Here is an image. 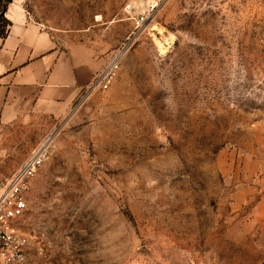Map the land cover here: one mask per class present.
<instances>
[{
    "label": "rangeland",
    "instance_id": "rangeland-1",
    "mask_svg": "<svg viewBox=\"0 0 264 264\" xmlns=\"http://www.w3.org/2000/svg\"><path fill=\"white\" fill-rule=\"evenodd\" d=\"M141 2L24 0L97 62L91 82L123 52L112 86L50 132L18 225L28 259L264 264V0H164L136 29Z\"/></svg>",
    "mask_w": 264,
    "mask_h": 264
},
{
    "label": "crops",
    "instance_id": "crops-1",
    "mask_svg": "<svg viewBox=\"0 0 264 264\" xmlns=\"http://www.w3.org/2000/svg\"><path fill=\"white\" fill-rule=\"evenodd\" d=\"M6 17L12 25L0 39V182L67 121L99 71L34 22L24 0H13Z\"/></svg>",
    "mask_w": 264,
    "mask_h": 264
},
{
    "label": "built area",
    "instance_id": "built-area-1",
    "mask_svg": "<svg viewBox=\"0 0 264 264\" xmlns=\"http://www.w3.org/2000/svg\"><path fill=\"white\" fill-rule=\"evenodd\" d=\"M163 1L142 0L141 9L138 3L127 4L126 11L134 15L136 29L150 22L153 11ZM122 56V50L111 54L82 98L96 89L106 91L112 86L121 71ZM55 141L53 133L47 134L14 174L0 182V264H31L28 259V238L20 233L18 225L28 209L26 195L31 182L53 155Z\"/></svg>",
    "mask_w": 264,
    "mask_h": 264
},
{
    "label": "trees",
    "instance_id": "trees-1",
    "mask_svg": "<svg viewBox=\"0 0 264 264\" xmlns=\"http://www.w3.org/2000/svg\"><path fill=\"white\" fill-rule=\"evenodd\" d=\"M12 1L13 0H0V39L7 37L12 25L11 21L6 17V11Z\"/></svg>",
    "mask_w": 264,
    "mask_h": 264
}]
</instances>
